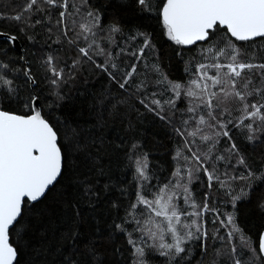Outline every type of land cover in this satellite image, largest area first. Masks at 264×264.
I'll use <instances>...</instances> for the list:
<instances>
[{
	"label": "snow or ice",
	"instance_id": "6c2138e0",
	"mask_svg": "<svg viewBox=\"0 0 264 264\" xmlns=\"http://www.w3.org/2000/svg\"><path fill=\"white\" fill-rule=\"evenodd\" d=\"M134 4L143 23L127 29L98 0L0 6V264H21L37 225L47 242L50 199L52 264H264V192L259 223L238 215L264 188V0ZM157 33L187 79L171 78ZM86 73L107 86L91 92ZM73 90L91 95L83 124L62 115ZM147 116L178 141L167 169L144 151ZM109 119L123 128L105 147L92 133ZM109 149L130 179L105 169Z\"/></svg>",
	"mask_w": 264,
	"mask_h": 264
},
{
	"label": "trees",
	"instance_id": "16d2710c",
	"mask_svg": "<svg viewBox=\"0 0 264 264\" xmlns=\"http://www.w3.org/2000/svg\"><path fill=\"white\" fill-rule=\"evenodd\" d=\"M4 3H11L13 8L17 5L23 6L26 0H0V6ZM98 3L104 5L106 8L105 23L109 22L112 16L119 18L125 28L135 27L143 23L142 18L136 11L134 0H98ZM18 10V9H17ZM12 28V25L8 22H0V30L7 31ZM147 31H153L154 29L149 27ZM158 47L161 49L163 54V63H171L172 71L170 76L172 79H187V77L182 75L183 65L177 64L174 60L169 61L168 57L172 55L171 49L168 43L164 41V38L160 37L157 33ZM20 50H9L7 56L14 57L21 54V50L27 46V41L21 40L19 42ZM195 51V49H193ZM3 58V57H0ZM187 58V57H186ZM89 83L86 88L91 92H96L102 90L107 86L106 81L99 78L98 74L92 73L91 75L85 74ZM66 92L69 89H65ZM81 92L85 91V88L80 89ZM91 100V95L80 96L77 95L73 90L72 99L65 104L62 115L66 117L69 121L83 124L88 120V104ZM122 128L119 120H107L102 129L95 130L92 135L98 136L105 142V147L109 141L116 138L117 133L122 134ZM142 134V143L145 145L144 151L149 152V159L153 166H159L161 169H167L168 161L170 160L169 152L176 146L178 141L170 135L171 129H166L159 122H153L151 116H147L143 122L142 127L139 129ZM251 151V149H248ZM74 162L78 165V170L83 172L86 170V161L83 157H74ZM102 162L105 169L108 170L113 177V179H130V173L125 176L123 171L124 161L122 159V154H113L112 151L108 150V155L102 154ZM101 183L105 182V178H100ZM195 190V189H194ZM264 192V188H257L256 192L253 194L251 203H242L239 205V219L243 225L251 226L259 223L260 212L256 207V199ZM45 205L48 208V214L43 217V225L48 228V234L46 238V243L41 242V237L39 235L40 226L37 225L35 232L30 233L25 237V241H31V243L25 247L21 253V264H52L55 259L53 253L46 251L50 245L53 249L57 243L56 232L59 228V224L62 217V209L57 199H50L45 201ZM43 207L41 206H37ZM251 234V233H249ZM211 244L212 242L209 241ZM216 247H220L219 244ZM39 251V255L37 252ZM213 249L209 248V256L206 258L208 260L212 259ZM159 264V262H157Z\"/></svg>",
	"mask_w": 264,
	"mask_h": 264
},
{
	"label": "water",
	"instance_id": "95a60500",
	"mask_svg": "<svg viewBox=\"0 0 264 264\" xmlns=\"http://www.w3.org/2000/svg\"><path fill=\"white\" fill-rule=\"evenodd\" d=\"M16 49L20 50V45L19 44L17 45Z\"/></svg>",
	"mask_w": 264,
	"mask_h": 264
}]
</instances>
